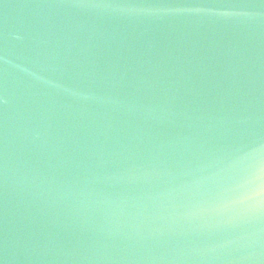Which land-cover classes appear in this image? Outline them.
I'll return each mask as SVG.
<instances>
[{
    "label": "water",
    "instance_id": "water-1",
    "mask_svg": "<svg viewBox=\"0 0 264 264\" xmlns=\"http://www.w3.org/2000/svg\"><path fill=\"white\" fill-rule=\"evenodd\" d=\"M0 264H264V0H0Z\"/></svg>",
    "mask_w": 264,
    "mask_h": 264
}]
</instances>
